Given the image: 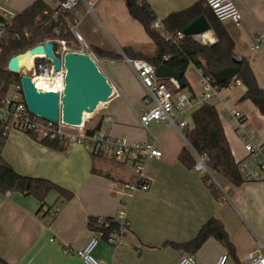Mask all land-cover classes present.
<instances>
[{
    "label": "crops",
    "instance_id": "1",
    "mask_svg": "<svg viewBox=\"0 0 264 264\" xmlns=\"http://www.w3.org/2000/svg\"><path fill=\"white\" fill-rule=\"evenodd\" d=\"M35 1L0 0V4L6 17L21 13ZM196 1L146 0L159 22ZM232 1L243 22L239 26L230 20L221 24L233 41L235 55L248 62L258 87L264 90V52L252 50L254 39L264 34V0ZM92 11L95 20L80 21L81 34L91 39L92 30L99 26L106 36L102 43L93 38L90 48L114 55L96 56L97 66L114 90L101 112L85 116L84 122L88 130L99 124L98 131L128 143H154L161 158L145 164L150 189L134 194L124 190L132 177L128 163L105 159L80 145L70 148L60 143L63 149H52L29 135L9 132L1 155L11 169L20 176L48 180L72 197L62 199L50 191L40 202L30 195L0 192V260L5 264H81L64 254L63 247L83 248L97 235L89 228V219L113 217L121 208L126 209L129 232L117 247L103 238L99 241L93 256L100 264H174L189 254L195 264H217L221 256H226L224 264H245L250 258L264 257V181H243L234 188L220 177L221 185L215 183L219 192L214 196L202 176L179 162V153L190 145L175 128L150 122L143 129L139 117L152 105L142 102L144 88L121 50L130 48L151 57L155 45L130 18L124 0H98ZM184 78L188 87L183 93H201V77L194 66L187 68ZM244 91L240 84L220 89L216 103L211 104L234 163L244 155L232 112H240L248 128L264 142V116L250 101H239ZM193 111L184 116L190 129ZM211 218L223 225L234 256L214 238L193 252L169 245L191 241Z\"/></svg>",
    "mask_w": 264,
    "mask_h": 264
},
{
    "label": "built area",
    "instance_id": "2",
    "mask_svg": "<svg viewBox=\"0 0 264 264\" xmlns=\"http://www.w3.org/2000/svg\"><path fill=\"white\" fill-rule=\"evenodd\" d=\"M44 1L49 10L37 16L35 21L38 23L43 22L44 27L53 25V28L49 37L33 47L47 43L52 44L54 56L61 61L60 69L55 71L45 55H33L31 56L29 68L24 66L18 75L19 78L21 76L29 77L36 90L54 92L59 94L60 97L65 74L62 58L66 53L86 54L97 64L96 55L80 34L77 33L76 27L80 23L79 16L91 13L98 0ZM204 1L218 21L230 20L237 26L242 24V16L232 0ZM66 15L72 16L73 19L70 20ZM14 17L15 15L11 14L4 17L0 4V54L7 38L6 26L11 23ZM151 29L158 32L165 41H179L185 37L181 32L170 35L158 20L153 22ZM61 33L70 35L72 40L62 38ZM205 35H196L189 38L203 46L212 45L214 37L210 33L209 39H207ZM14 39H18V37L15 36ZM252 50L264 52V34L254 39ZM126 61L135 71L139 82L144 88L142 102L152 105L147 113L139 117L140 126L147 130L150 122H162L167 127L175 128L186 141V132L190 127L184 117L185 113L202 105L215 104L218 99L220 89L211 84L213 79L202 77L200 71H198L201 77L202 91L196 96H190L183 93L174 80L159 78L156 75V68L147 62L137 59ZM229 83L230 87L240 84L236 80ZM231 115L235 122L234 130L242 144L241 150L244 155L235 163L238 172L245 182H263L264 142L258 139L248 128L245 117L240 112H232ZM0 124L3 126L5 134L19 132L45 144L59 142L65 143L70 148L80 145L105 159L128 163L132 170V177L123 185V188L129 194L139 191L147 192L150 189V180L145 175V164L149 160L161 158V152L153 142L128 143L124 139L113 138L100 131L88 133L86 121H83L80 126L72 127L63 124L60 119L57 123H50L32 116L23 102L20 84L11 86L6 96L0 99ZM189 152L194 160L193 172L202 177H208L209 181L214 184L212 173L208 168L209 157L206 154H197L191 146H189ZM50 215L53 216L54 213ZM95 221L96 226L99 228L95 231L97 235L93 236L81 249L73 250L69 246L63 247L64 254H70L77 258L81 264H100L93 256L99 241L103 238L109 246L117 247L121 245L122 238L129 232V222L125 208L119 209L113 217L98 216ZM113 224L116 225V228L105 233L104 230L109 229ZM225 260L226 256H221L217 264H224ZM174 264H195V260L189 254ZM245 264H264V257L250 258Z\"/></svg>",
    "mask_w": 264,
    "mask_h": 264
},
{
    "label": "trees",
    "instance_id": "3",
    "mask_svg": "<svg viewBox=\"0 0 264 264\" xmlns=\"http://www.w3.org/2000/svg\"><path fill=\"white\" fill-rule=\"evenodd\" d=\"M130 18L139 23L147 36L155 45V54L146 57L135 53L130 48L121 50L122 54L129 60H143L155 68L165 66L166 68L180 74V78L188 87L184 74L187 68L192 65L204 78L213 79L212 75L226 68L237 70L236 81L245 88L239 101H250L257 111L264 116V90L257 85L255 76L245 59L237 58L234 53V44L212 11L205 4L204 0H197L188 8L169 14L162 21V27L170 35L181 32L194 20L204 17L213 33L214 43L210 46H203L196 43L189 37L181 40L165 41L156 31L151 29V25L157 20L153 10L146 0H124ZM49 10L44 0H37L21 13L15 15L9 25L6 26L7 38L0 54V99L4 98L11 86L19 84V75L7 71L6 66L10 58L22 54L40 41L49 37L53 25L44 27L35 21L37 16ZM70 20L72 16L66 15ZM17 36L18 39H14ZM62 38L72 40L70 35L61 33ZM96 56H114L105 51L96 52L91 49ZM116 57V56H115ZM218 89L227 88L228 83L216 84L211 82ZM192 128L186 132V140L197 154H206L210 162L208 168L214 175L227 180L234 188L243 183V179L238 172L237 166L231 156L226 138L223 133L218 113L212 105H202L191 113ZM99 130V124L93 129L87 130L93 133ZM7 134L4 133L0 124V192H18L30 195L42 202L50 191L58 193L62 199L69 200L72 194L67 190L53 184L52 182L39 178H30L16 174L4 161L1 153ZM52 149H63L59 142L48 145ZM179 162L188 169H191L194 160L188 149L181 150L178 156ZM205 184L214 196H217L218 188L209 181L208 177H202ZM89 228L93 231L99 230L95 219H89ZM116 228L112 225L107 230ZM209 238L216 239L226 251L234 256V247L230 243L223 225L216 219H209L199 229L196 236L189 242L183 244L169 245L174 248L193 252ZM0 264H5L0 260Z\"/></svg>",
    "mask_w": 264,
    "mask_h": 264
},
{
    "label": "water",
    "instance_id": "4",
    "mask_svg": "<svg viewBox=\"0 0 264 264\" xmlns=\"http://www.w3.org/2000/svg\"><path fill=\"white\" fill-rule=\"evenodd\" d=\"M185 37L211 33L204 17H199L190 23L183 31ZM45 55L58 71L61 61L54 56L53 46L50 43L33 47L22 54L9 59L6 69L18 75L21 61L33 55ZM65 74L61 96L54 92L36 90L27 76L19 78L21 95L27 111L34 117L50 123L61 122L67 126L77 127L83 123L84 115L93 117L99 114L113 94V87L107 77L101 72L97 64L86 54L66 53L62 58ZM237 70L226 68L212 75L216 84L228 83L236 80ZM156 75L162 79L174 80L179 89L183 90L185 84L180 74L165 66L156 68Z\"/></svg>",
    "mask_w": 264,
    "mask_h": 264
},
{
    "label": "rangeland",
    "instance_id": "5",
    "mask_svg": "<svg viewBox=\"0 0 264 264\" xmlns=\"http://www.w3.org/2000/svg\"><path fill=\"white\" fill-rule=\"evenodd\" d=\"M93 14V11L91 12V13H88V14H81L80 16H79V20L80 21H84V23L87 21V20H90V19H92V20H95V16H93L92 15ZM89 18V19H88ZM76 31H77V33L78 34H80L81 36H82V34H81V26H77L76 27ZM103 31H101V28L99 27V26H97V30H92V32H91V39L90 38H88L87 36H82V39L85 41V43L90 47V43H91V40L94 38L97 42H98V40H97V38L98 39H100V43H102V42H105V39H104V36H103V34H101ZM106 37V36H105ZM202 88V87H201ZM85 116L86 115H84V119L83 120H85ZM89 122V121H88ZM212 179L214 180V182L215 183H218L219 185H221V178L219 177V176H217V175H214L213 173H212ZM214 183V184H215Z\"/></svg>",
    "mask_w": 264,
    "mask_h": 264
},
{
    "label": "bare ground",
    "instance_id": "6",
    "mask_svg": "<svg viewBox=\"0 0 264 264\" xmlns=\"http://www.w3.org/2000/svg\"><path fill=\"white\" fill-rule=\"evenodd\" d=\"M209 34H206L205 35V37L207 38V39H209ZM31 57H28V58H24L22 61H21V65H23V66H25V67H27V68H29V66H30V62H31ZM84 121V120H83Z\"/></svg>",
    "mask_w": 264,
    "mask_h": 264
}]
</instances>
